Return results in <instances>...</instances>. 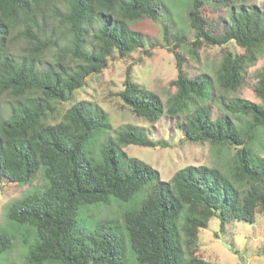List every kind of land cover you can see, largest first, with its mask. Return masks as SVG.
Masks as SVG:
<instances>
[{
    "label": "trees",
    "instance_id": "1",
    "mask_svg": "<svg viewBox=\"0 0 264 264\" xmlns=\"http://www.w3.org/2000/svg\"><path fill=\"white\" fill-rule=\"evenodd\" d=\"M188 1L194 54L203 45L224 47L230 42L245 51H224L218 71L219 87L237 91L243 86L246 68L264 49V11L239 0L231 5L226 28L218 34L205 17L206 0ZM161 6L155 0H0V106L5 98L11 101L4 114L0 107V181L29 185L40 172L46 180L41 192L7 207L10 222L34 230L36 241L29 246L28 264H125L126 247L138 264H212L196 256L185 260L180 219L187 248H191L213 217L224 231L234 219L255 223L258 209L264 214V158L254 151L264 129V68L255 87L261 103L240 98L224 102L227 111L249 117L244 127L226 114L213 119L207 105L187 113L179 125L192 143L237 148L229 175L219 168L190 165L164 181L158 170L121 149L160 146L133 125L105 142L102 160H91L86 144L112 127L108 113L86 101L71 105L62 122H44L46 114L54 111L49 104L71 101L75 91L85 86L86 77L100 73L110 56L126 57L143 49L144 35L130 23L157 20ZM50 18L66 43L59 48L56 65L42 69L39 65L54 44L44 36ZM174 38L176 44L170 50L178 74L173 82L176 93L167 108L158 94L133 81L130 69L120 93L134 114L151 123L166 113L180 117L188 104L209 98V82L189 78L176 51L183 47L184 38L180 34ZM18 39L26 41L27 56L14 53ZM65 56L74 66L64 64ZM141 195L145 196L139 200ZM113 199L132 205L122 225L102 221L83 235L78 228L80 211L97 204L108 206ZM11 246L10 236L0 233V255Z\"/></svg>",
    "mask_w": 264,
    "mask_h": 264
},
{
    "label": "rangeland",
    "instance_id": "2",
    "mask_svg": "<svg viewBox=\"0 0 264 264\" xmlns=\"http://www.w3.org/2000/svg\"><path fill=\"white\" fill-rule=\"evenodd\" d=\"M155 1L162 4L157 20L146 18L130 23L133 30L144 35L145 47L131 52L126 57H120L118 53L110 56L107 66L100 73L86 77L85 86L75 91L71 101L51 102L49 106L54 111L46 114L44 122L53 125L60 123L71 105L86 101L108 113V122L112 127L107 132L102 131L86 144V152L91 160H102L100 151L105 142L109 138L116 139L120 129L133 125L152 141L161 144L155 147L130 145L121 149L128 156L140 159L158 170L164 181L171 180L176 172L190 165L219 168L224 174L229 175L237 148H213L209 143H192L186 139L185 132L179 125L185 122L187 113L207 105L211 108L213 119L226 114L239 127H244L249 117L232 114L225 109L224 102L240 98L261 103V99L256 96L255 87L258 82L257 75L264 68V49L259 52L257 61L246 68L243 86L237 91L225 92L219 87L217 79L224 51L240 54L245 51L234 42H230L224 47L203 45L194 54L191 43L195 40V30L189 19L191 3L188 0ZM229 1L230 7H226L216 0H206L205 17L218 34L223 33L226 28L231 5L239 2ZM247 3L257 5L264 11V0H247ZM44 32L45 39H52L54 44L47 49L39 67L50 69L56 65L59 48L63 47L66 41L51 18L47 20ZM176 34L184 38L181 45L183 47L176 51L182 58L187 76L206 79L209 82V98L188 104V108L180 117H172L166 113L157 122L151 123L134 114L131 108L124 104L120 93L123 91L127 70L130 69L133 81L158 94L167 108L168 101L176 93L173 82L177 78L178 70L175 55L170 50L176 44L174 38ZM27 47L25 40L18 39L13 48L14 53L21 57L27 56ZM63 62L71 66L75 64L66 56ZM7 99L1 102L2 114L11 106V101ZM254 151L257 157L264 158V129L260 132ZM45 186L46 180L42 172L29 185L0 181V233L5 232L12 239L11 248L0 255V264H28L29 246L36 241L34 230L29 226L10 222L7 218V207L32 192H41ZM236 186L240 190L245 188L239 184ZM144 196L141 195L139 200ZM131 206L113 199L108 206L97 204L85 207L80 211L79 231H82L83 235L89 234L100 222L106 220L122 225L125 211ZM183 224V219H180L178 226L184 241L185 260L196 256L212 264H264V214L259 209L255 223L234 219L226 224L224 231L220 230V220L213 217L208 226L200 230L198 241L191 248H187ZM125 260V264H138L129 247H126Z\"/></svg>",
    "mask_w": 264,
    "mask_h": 264
}]
</instances>
